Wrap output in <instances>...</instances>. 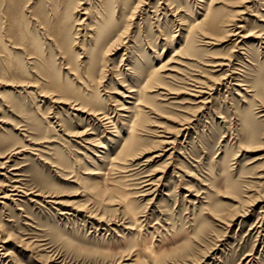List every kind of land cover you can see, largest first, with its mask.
Segmentation results:
<instances>
[{
	"label": "rangeland",
	"instance_id": "1",
	"mask_svg": "<svg viewBox=\"0 0 264 264\" xmlns=\"http://www.w3.org/2000/svg\"><path fill=\"white\" fill-rule=\"evenodd\" d=\"M207 1L0 0V264H264V0Z\"/></svg>",
	"mask_w": 264,
	"mask_h": 264
},
{
	"label": "bare ground",
	"instance_id": "2",
	"mask_svg": "<svg viewBox=\"0 0 264 264\" xmlns=\"http://www.w3.org/2000/svg\"><path fill=\"white\" fill-rule=\"evenodd\" d=\"M84 1H87L86 3H88L90 6L87 7V8H84L83 10H85L82 14L83 15H88L90 16L91 12H90V7H94V8H98L100 10H107L108 7H109V4L112 0H94V2H96V5L97 6H94V5H91L88 1H91V0H84ZM125 1V0H124ZM246 0H208L206 2V5H204V13L202 14L203 18L202 19H196L194 22H192L190 25H189V29L187 31V35H186V38H185V41L184 43L182 44V46L180 47V49H188L190 48V46L193 44L194 42V38L198 35H202L203 38H207L209 40H218L217 39V33H219L222 28H225V27H228L232 24H234V20H236V17L235 15H232L230 18H223V16L221 15V11L219 8L215 7L214 6V3H222L224 5H230L229 3H233V2H244ZM123 2V0H122ZM171 4H169V2L166 4V6H170ZM81 5L78 4L76 6V8H80ZM75 10V9H74ZM77 11V10H76ZM71 15H73L72 13H70ZM234 16V17H233ZM89 18V17H88ZM97 18H100L99 19V23L101 22V25L97 24V23H94V24H89L88 25V36L87 38H90L93 40V42L95 41V43L99 44L100 48H94L93 52L91 53V55L93 56L94 60H96L100 54V51L101 52H107L108 49L110 48H114V46H116V42H118V40H113V39H110L108 36L104 37V35L101 34V28L103 27H106L107 26V23H104L102 22V20H104V16L99 12V14L97 15ZM69 21V20H68ZM82 23V21L80 22ZM61 24V23H60ZM77 25H80V24H77ZM113 27L116 29L117 28V25H113ZM241 27L242 29L245 30V34H243L242 36L246 39L248 38H251L253 36L255 37H258V35H256V33L253 32V30H246L245 29V26H239ZM67 28V34L66 35H61V41L62 43L66 44L67 46L70 45V41L72 43V40H71V37H70V30H71V25H64L62 27V29H66ZM113 30V29H112ZM238 34V33H237ZM236 34V35H237ZM201 36V37H202ZM208 40V42H209ZM211 41V42H212ZM190 50V49H189ZM89 53V51H88ZM232 61V60H231ZM226 64V63H225ZM103 66V64H101ZM223 64H216V65H212V66H221ZM230 65V64H229ZM211 66V67H212ZM231 66V65H230ZM129 71V69H127ZM20 72H25L24 70H20ZM156 71H152L151 73H149V75H146V79H151V76L153 75H156ZM152 76V77H153ZM17 81V80H16ZM19 83H25V81L23 80H18ZM55 85H56V88L59 89V91H65L66 89H69L67 88L66 86H60L58 83H57V80H55ZM195 82V81H194ZM4 83V82H3ZM18 83V82H17ZM29 84H25V85H28L27 87H31L32 84H30L31 82H28ZM16 84V83H15ZM53 84V83H52ZM198 84V83H197ZM201 84V83H199ZM10 85V84H9ZM208 85V84H207ZM19 86V85H18ZM195 89H192L194 91V94L196 95V97H200L202 94L206 93L204 88L200 85H194ZM206 88V87H205ZM209 89V88H208ZM212 90V89H211ZM128 92L131 94L129 97L131 99H135L137 97V95H139V90H136L134 87H131ZM193 95V94H192ZM138 99H139V96H138ZM62 103V102H61ZM131 103V102H130ZM133 105L135 106V103H133ZM137 105H140V101L137 100V103H136V106ZM126 109V108H125ZM127 110V109H126ZM135 113H139V110L136 108L135 110ZM102 114H104V117L106 119H109L110 121V118H108L109 116V113L107 112H103ZM138 118V117H137ZM139 119V118H138ZM111 122V121H110ZM137 126V125H136ZM136 126H130L128 132H127V137H133L135 135V132H136ZM113 128H114V132L116 133V123L113 124ZM187 127H185V125H182V127L180 128H175V129H164L163 131H161L163 134L162 136L160 135V137H162V140H160L159 144H174L175 146V140H171V137L169 134H173L174 132H177V135L179 136L181 134L182 131L186 130ZM177 139V138H176ZM126 144H127V148H126V152H125V156H131L132 154H135L136 152V141L134 139H129V140H126ZM159 147V146H158ZM166 147V146H165ZM160 148V147H159ZM177 149V148H176ZM175 149V150H176ZM171 150H173V147L170 148V149H162L163 152H170ZM159 151V150H158ZM174 153V152H172ZM172 155V154H171ZM157 157H159V155H157ZM4 165V164H3ZM4 167V166H3ZM163 177V176H162ZM160 179V178H159ZM16 184V183H15ZM14 184V185H15ZM146 185H154L153 183H149V184H146ZM10 186V185H9ZM5 187V186H4ZM7 189V188H6ZM1 191L2 192V195L0 196L1 198H10V195H16V193H13V194H10V193H7V191ZM10 189V188H9ZM8 189V190H9ZM16 189V188H15ZM19 189V188H17ZM21 189V188H20ZM152 190V187L149 189V191ZM10 191V190H9ZM20 191V190H19ZM24 191V190H23ZM22 191V192H23ZM39 194V193H38ZM48 195V194H47ZM41 196V195H40ZM13 197V196H12ZM52 197V196H51ZM56 197V196H54ZM122 202V201H121ZM6 205V204H5ZM127 208V207H126ZM93 214V213H92ZM91 214V216H92ZM104 216V215H103ZM94 217V216H93ZM102 218V216H101ZM100 218V219H101ZM11 239V238H10ZM6 242V241H5ZM149 246V245H148ZM141 248V247H140ZM148 248V247H147ZM153 249V247H151ZM150 250V249H149ZM157 253V252H155ZM154 255V253H153ZM142 256V254H141ZM158 256V254L156 255V257ZM153 257V256H152Z\"/></svg>",
	"mask_w": 264,
	"mask_h": 264
}]
</instances>
